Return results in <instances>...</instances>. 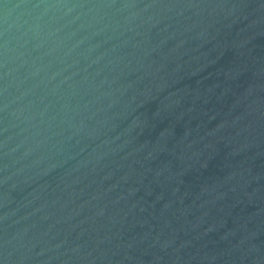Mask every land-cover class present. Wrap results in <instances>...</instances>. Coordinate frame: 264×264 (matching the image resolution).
Segmentation results:
<instances>
[{"label":"water","instance_id":"water-1","mask_svg":"<svg viewBox=\"0 0 264 264\" xmlns=\"http://www.w3.org/2000/svg\"><path fill=\"white\" fill-rule=\"evenodd\" d=\"M0 264H264V0H0Z\"/></svg>","mask_w":264,"mask_h":264}]
</instances>
